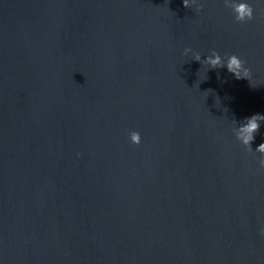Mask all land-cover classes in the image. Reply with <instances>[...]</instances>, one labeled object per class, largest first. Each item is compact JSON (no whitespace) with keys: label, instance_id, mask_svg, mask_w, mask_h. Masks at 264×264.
Returning a JSON list of instances; mask_svg holds the SVG:
<instances>
[{"label":"water","instance_id":"water-1","mask_svg":"<svg viewBox=\"0 0 264 264\" xmlns=\"http://www.w3.org/2000/svg\"><path fill=\"white\" fill-rule=\"evenodd\" d=\"M246 2L240 24L225 0H0V264H264V123L251 152L234 134L264 115Z\"/></svg>","mask_w":264,"mask_h":264},{"label":"clouds","instance_id":"clouds-1","mask_svg":"<svg viewBox=\"0 0 264 264\" xmlns=\"http://www.w3.org/2000/svg\"><path fill=\"white\" fill-rule=\"evenodd\" d=\"M194 4H197V0H183L185 8H191ZM225 6L233 11L237 23L245 24L255 18L254 9L246 0H225ZM197 10L202 11L203 6L199 5ZM190 53L194 55L195 61L198 63L202 62V57L199 53H193L191 48H186L184 50V55H189ZM203 63L210 66L212 70L227 68V71L233 74L237 80L250 81L252 78L251 71L245 66L246 62L234 54L222 58L218 52L213 51L211 55L203 59ZM223 82L226 83V81ZM262 123H264V115H253L247 118L239 127L234 128V134L237 140L248 149L249 152L253 151L251 145ZM130 141L132 144L140 146L142 137L139 132L130 133ZM256 152L264 156V144H261L256 149ZM259 165L261 168H264V159L259 161Z\"/></svg>","mask_w":264,"mask_h":264}]
</instances>
